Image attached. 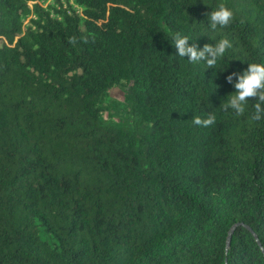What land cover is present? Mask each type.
Here are the masks:
<instances>
[{
	"label": "trees",
	"instance_id": "trees-1",
	"mask_svg": "<svg viewBox=\"0 0 264 264\" xmlns=\"http://www.w3.org/2000/svg\"><path fill=\"white\" fill-rule=\"evenodd\" d=\"M53 3L0 0V264H264V0Z\"/></svg>",
	"mask_w": 264,
	"mask_h": 264
},
{
	"label": "rangeland",
	"instance_id": "rangeland-1",
	"mask_svg": "<svg viewBox=\"0 0 264 264\" xmlns=\"http://www.w3.org/2000/svg\"><path fill=\"white\" fill-rule=\"evenodd\" d=\"M62 4H70L72 7L77 8L72 4L73 0H61ZM40 4L45 7L46 5H52L55 7L53 0H40ZM31 17L28 15L25 17V23ZM103 119L110 124L122 123L121 126L124 128H134V125L129 122V113L126 110V103L124 101V91L119 87L110 89L108 95L102 102Z\"/></svg>",
	"mask_w": 264,
	"mask_h": 264
}]
</instances>
